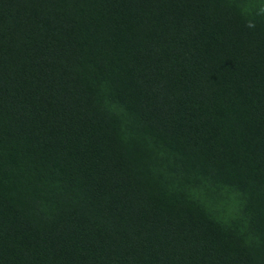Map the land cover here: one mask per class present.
Listing matches in <instances>:
<instances>
[{
  "label": "trees",
  "instance_id": "16d2710c",
  "mask_svg": "<svg viewBox=\"0 0 264 264\" xmlns=\"http://www.w3.org/2000/svg\"><path fill=\"white\" fill-rule=\"evenodd\" d=\"M0 264H264V0H0Z\"/></svg>",
  "mask_w": 264,
  "mask_h": 264
}]
</instances>
